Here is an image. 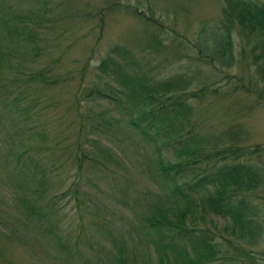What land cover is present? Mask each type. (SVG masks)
I'll return each mask as SVG.
<instances>
[{"label": "rangeland", "instance_id": "obj_1", "mask_svg": "<svg viewBox=\"0 0 264 264\" xmlns=\"http://www.w3.org/2000/svg\"><path fill=\"white\" fill-rule=\"evenodd\" d=\"M133 9L154 18L160 28L131 15ZM220 9L221 0H0V17L29 24L38 34L35 40L39 44L35 56L27 59L14 45L4 43L9 55L3 53L1 71L6 76H21L19 88L26 92L27 108L15 111L19 104L15 108L0 106V253L9 259L2 264H113L115 255L124 256L127 264H155V247L137 219L145 202L151 200L142 212L154 203H166L163 187L160 197L152 195L157 183L148 166L155 154L127 128L125 110L115 109L105 100L86 99L83 89L92 82L94 66L114 44L127 48L143 70L160 76L190 77L194 89L223 86L228 78H238L243 74L242 64L211 66L196 57L193 48L199 23L212 22ZM234 43L237 52L240 43L236 38ZM14 64L19 67L11 71ZM41 69H46L55 83L26 82L29 72ZM226 90L223 86V94ZM199 96L189 100L194 106L192 122L187 121L190 125H182L170 138L186 143L187 131L192 129L196 144L187 145L188 150L200 153V147L205 146L203 156L216 145L234 146L220 140L227 137L220 129L234 120L241 122L244 131L238 144L264 147V102L246 114L242 104L253 101L252 96L235 94V100L231 96ZM15 115L19 120L12 119ZM199 135L205 140L199 142ZM78 141L85 153L80 167L73 158ZM20 151L24 152L21 165L28 168L23 175L15 169ZM158 155L167 162L174 158L167 152ZM253 162L264 168V152ZM29 176L41 180L45 198L66 191L76 181L75 195L66 191L59 202L61 236L68 253L60 251L49 236L25 224L15 209V195L24 193L16 183L29 180ZM262 197L264 183L255 191L254 202L259 203ZM177 206L181 205L173 208ZM173 208L166 210L170 213ZM259 217L262 235L258 243L250 246L239 241L222 263L264 264V206ZM203 221L207 228H212V221L225 235L224 223L218 217L207 214Z\"/></svg>", "mask_w": 264, "mask_h": 264}, {"label": "trees", "instance_id": "obj_2", "mask_svg": "<svg viewBox=\"0 0 264 264\" xmlns=\"http://www.w3.org/2000/svg\"><path fill=\"white\" fill-rule=\"evenodd\" d=\"M252 3L251 7L249 4ZM141 12L133 9L130 14L154 28H160L154 18L144 16L145 13ZM98 27L101 30V23ZM37 36L29 24L21 21L12 23L10 17H0L1 108H15L17 104L19 107L15 111H25L27 108L26 92L19 88L23 81L21 76L18 73L6 76L1 71L2 55H9L4 51V43H11L20 54L25 53V58L28 59L34 57V53L39 50V44L35 40ZM195 36V55L203 58L209 65L215 66L218 63L222 68H228L234 64H242L243 74L236 79L228 78L223 83L227 89L224 94L221 85H203L202 88L194 89L191 87L190 77L183 74L160 76L159 73L143 70L129 56L128 49L117 44L111 45L99 59L94 66L96 73L92 76V82L83 89L86 99L105 100L111 107L125 110L123 120L127 128L137 138L145 141L155 154L156 159L148 166L151 177L157 183L152 195L154 198L160 197L159 191L163 187V190L166 189V194L164 192L163 195L166 203L163 206L154 203L151 209L142 212L146 203L151 202L147 201L137 216L139 225L155 247V264H224L222 261L227 259L231 249H236V243L244 241L254 246L262 235L259 212L264 206V197L258 203L254 202L253 196L264 183V168L257 166L253 159L264 152V147H249L237 143L244 137L241 122L231 120L220 129L227 136L220 139L222 143L227 140L229 144L234 143V146L229 147L225 143L221 147L216 145L204 152L203 156L200 155L207 148L205 146L200 147V153L188 150L187 145L196 144L192 129L187 131L188 135L184 140L186 143H179L181 138L170 137L182 125H190L187 121L192 122L194 106L189 100L199 98L200 94L219 98H232L235 94L252 96L255 103L251 101L249 104H242L246 105V114L258 107V103L264 102V0H221L219 16L213 18L212 22H200ZM235 38L240 43L237 52ZM152 39L156 46L159 45L155 36ZM14 56L22 60V63L25 62L23 57L16 54ZM15 67L18 68L19 65L14 64L11 71ZM50 78L46 75V69H41L29 72L26 82L37 85L55 83ZM12 119L19 120V116L15 115ZM167 138H170L169 141ZM198 140L200 142L205 139L199 135ZM174 143L177 144L176 147ZM77 146L79 148L73 158L75 165L80 167L85 153L80 141ZM160 152L170 153L174 158L164 161L158 155ZM23 155L24 152L20 151L15 157V169L21 175L28 169L21 165L20 158ZM25 157L30 158V155ZM29 162L31 165L36 164L31 160ZM27 178L29 180L22 179L16 183L19 189L23 188L24 193L18 191L16 197L14 192L15 209L25 224L35 227L42 235L49 236L60 251L68 253L67 242L61 236L59 202L66 191L75 195L76 181H72L66 191L45 198V189L40 186L41 180H36L34 176ZM29 183L32 188L28 187ZM77 200L78 197L75 196V201ZM139 200L142 201L143 198ZM175 205L181 206L173 208ZM171 207L173 212L169 213L167 210ZM207 214L223 221L225 235L219 233L220 230L212 221V228L203 226V219ZM118 252L121 253V248ZM2 261L9 262V259L0 253V264ZM113 264H127V260L124 256L115 255Z\"/></svg>", "mask_w": 264, "mask_h": 264}]
</instances>
